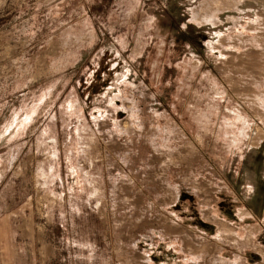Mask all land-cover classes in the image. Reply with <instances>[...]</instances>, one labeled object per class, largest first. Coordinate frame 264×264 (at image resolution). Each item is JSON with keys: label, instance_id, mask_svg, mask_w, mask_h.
I'll return each mask as SVG.
<instances>
[{"label": "rangeland", "instance_id": "obj_1", "mask_svg": "<svg viewBox=\"0 0 264 264\" xmlns=\"http://www.w3.org/2000/svg\"><path fill=\"white\" fill-rule=\"evenodd\" d=\"M192 257L264 264V0H0V264Z\"/></svg>", "mask_w": 264, "mask_h": 264}, {"label": "crops", "instance_id": "obj_2", "mask_svg": "<svg viewBox=\"0 0 264 264\" xmlns=\"http://www.w3.org/2000/svg\"><path fill=\"white\" fill-rule=\"evenodd\" d=\"M238 214H240V213H238ZM248 215H250V214H248V212H244V214H243L242 217L245 218V217L248 216ZM222 231H223V230H222ZM223 232H224V231H223ZM219 237H222V236L220 235ZM192 258H193V259H192V262H191V263H192V264H195L196 261H194V259H196V258H194V257H192ZM234 263H235V262H234ZM236 264H237V263H236Z\"/></svg>", "mask_w": 264, "mask_h": 264}]
</instances>
